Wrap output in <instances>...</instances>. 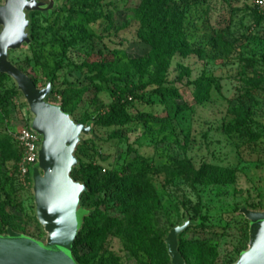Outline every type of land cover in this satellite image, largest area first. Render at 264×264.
<instances>
[{
  "label": "rangeland",
  "instance_id": "obj_1",
  "mask_svg": "<svg viewBox=\"0 0 264 264\" xmlns=\"http://www.w3.org/2000/svg\"><path fill=\"white\" fill-rule=\"evenodd\" d=\"M83 1L61 0L49 15L35 14L34 43L9 55L38 87L53 76L48 101L66 100L78 123L103 115L121 87L134 90L127 107L131 120L109 126L94 122L93 135L76 150L79 165L100 168L82 206L113 218L105 239L92 248L80 247L79 253L87 264H156L163 261L161 241L171 229L191 223L183 238L200 242L185 246L189 264L234 262L248 243V220L241 208L264 209V17H259L264 11L255 0H198L195 6L185 0L189 9L182 37L190 52L171 55L157 75L160 87L181 95L174 100L157 96L154 66L143 67L151 47L138 36L132 12L137 1ZM69 10L84 13L87 22ZM91 65L102 67V80L80 68ZM200 77L214 80L221 91L212 87L196 103L187 82ZM250 82L257 86L253 113L242 129L236 112ZM12 90L11 78L0 79V96L9 93L0 104V207L9 227L44 240L31 182L18 180L20 148L14 133L30 115L23 96L11 95ZM174 102H186L189 108L163 121L139 118L141 113L163 115ZM129 163L143 169L152 185L147 228L142 202L105 194L106 173ZM204 165L212 167L210 176L196 180L194 173ZM77 178L86 184L84 176Z\"/></svg>",
  "mask_w": 264,
  "mask_h": 264
},
{
  "label": "water",
  "instance_id": "obj_2",
  "mask_svg": "<svg viewBox=\"0 0 264 264\" xmlns=\"http://www.w3.org/2000/svg\"><path fill=\"white\" fill-rule=\"evenodd\" d=\"M60 4L61 0L0 2V73L9 76L23 96L30 115L27 126L39 139L30 182L35 215L46 234L38 240L8 228L0 234V264H77L71 250L87 213L81 202L87 188L71 173L79 165L77 147L93 135L94 121L76 122L61 104L48 101L52 78L38 87L9 58L10 52L32 43L30 13L47 16ZM240 211L248 220V243L232 264H264V209ZM189 225L174 227L165 240L170 264H186L178 247Z\"/></svg>",
  "mask_w": 264,
  "mask_h": 264
},
{
  "label": "trees",
  "instance_id": "obj_3",
  "mask_svg": "<svg viewBox=\"0 0 264 264\" xmlns=\"http://www.w3.org/2000/svg\"><path fill=\"white\" fill-rule=\"evenodd\" d=\"M76 2H81L83 0H74ZM137 5L132 9L136 19L139 23L138 36L139 38L147 43L151 49L147 53L143 61V67L152 65L155 69V75L152 78V85L154 86V92L157 96H169L174 100L182 99L181 95L175 90H167L160 87L159 79L157 75L161 72V68L168 61V58L176 52L188 53L190 52L189 46L185 43L182 37V30L184 28V21L186 17V12L189 9V3L185 0H136ZM84 3V1H83ZM198 0H193L192 6L198 4ZM41 14L39 12L30 13L31 19V39L32 45L34 43V28L35 21L34 15ZM69 14L75 17L79 22L86 23L88 20V16H86L82 12H77L76 10H69ZM260 18H263L264 15H260ZM80 68L84 69L87 72H91L94 74L95 78L102 80L104 78V72L101 66L91 65V66H81ZM135 68L142 72L140 68L141 65H135ZM85 71V72H86ZM53 74V73H51ZM10 78L9 76L0 73V79ZM53 76H50L49 79ZM48 79V80H49ZM34 80V79H33ZM35 82V80H34ZM36 83V82H35ZM188 86L192 88V97L196 103L203 101L208 97L209 92L212 87L215 88L217 92H220L221 89L219 85L211 79H207L205 77H200L194 81L187 82ZM249 86L243 95V98L240 101V104L237 108L236 112V125L238 128H245L248 124L252 113H253V95L256 93L257 86L254 82H250ZM53 92V91H52ZM7 94L0 96V104L4 103L7 99ZM18 94L17 91L12 90L11 95ZM134 97V90L129 89L128 87L120 88L118 93L113 95L112 102L108 105L107 111L103 115H99L95 119V123L109 126V125H124L128 123L130 119V115L127 112V107L130 103L129 98ZM62 109L67 111L68 102L66 100L60 101ZM189 108V104L186 102H182L179 104L178 102L172 103L169 107L165 108V113L163 115H154L152 113H141L139 118L147 119L149 121H163L169 116L182 111L187 110ZM70 114V113H69ZM86 123V122H85ZM86 144V143H85ZM84 144V145H85ZM82 146H78L77 150L81 149ZM21 149L19 152L18 158L20 159ZM133 163H129L124 165L120 169H114L113 171H109L104 176V184L105 187L109 190V197L112 196L119 197L120 200L124 201L125 199H134L137 202H142L143 204V226L145 228L148 227V214L146 201L152 192L151 182L143 169H133ZM212 167L204 165L201 169L194 173L196 180L205 179L210 176V170ZM216 169V168H213ZM100 168L92 167L89 164L81 163L77 168H75L71 176L76 181H81L77 178V176H84L87 180L86 184H84L87 188V191L84 192L81 196V201L88 196H90V187L94 178L99 174ZM252 210H262L259 205L250 207ZM86 209V208H85ZM83 218L82 227L73 243L72 247V255L77 262V264H87V261L83 255L79 253L80 247L92 248L94 245L102 242L105 239V235L107 231L110 229L113 218L105 215L101 210L94 209L88 210ZM193 224L190 225L180 234L179 236V247L178 250L180 254L186 261V264H189L186 256L184 255L185 246L191 242L195 244L200 241H189L183 238V236L187 233L188 229L192 227ZM9 227L8 223L4 217V211H2L0 207V234L6 233ZM13 229V228H12ZM16 231L15 229H13ZM17 232V231H16ZM20 233V232H19ZM163 241V242H162ZM161 241L163 244V261L157 262L156 264H170V258L167 252L166 244L164 240ZM248 242V241H247ZM246 249L239 250L237 255ZM238 258V257H237ZM233 262H229L227 264H232Z\"/></svg>",
  "mask_w": 264,
  "mask_h": 264
},
{
  "label": "built area",
  "instance_id": "obj_4",
  "mask_svg": "<svg viewBox=\"0 0 264 264\" xmlns=\"http://www.w3.org/2000/svg\"><path fill=\"white\" fill-rule=\"evenodd\" d=\"M254 3L257 9L264 11V0H255ZM14 140L21 149V157L17 166L18 180L26 184L30 182V168L37 159L39 139L25 123L14 133Z\"/></svg>",
  "mask_w": 264,
  "mask_h": 264
}]
</instances>
